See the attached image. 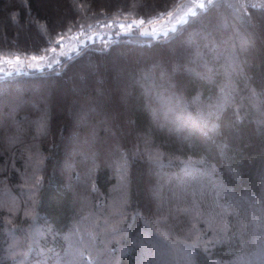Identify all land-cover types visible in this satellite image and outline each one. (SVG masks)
<instances>
[{
	"label": "trees",
	"instance_id": "1",
	"mask_svg": "<svg viewBox=\"0 0 264 264\" xmlns=\"http://www.w3.org/2000/svg\"><path fill=\"white\" fill-rule=\"evenodd\" d=\"M66 1L61 8L62 18L58 19L50 8L41 5V0H0V22L9 31L6 38L0 37V55L43 54L56 45L59 37L80 25H95L99 20L141 18L148 24L161 16H179L192 0ZM222 14L224 23L231 24L236 35L227 37L226 32H220L219 37L225 43L219 49L217 37L207 27L217 26ZM263 15L264 0H212L211 6L198 8L187 22L179 24L166 36L153 38L141 31L120 33L110 42L83 47L70 58L62 57L59 64L45 67L44 71L28 69L0 77L1 93L6 89L16 93L18 86L32 93L37 82L58 83L71 71L84 75L85 61L89 58L97 60L111 57L115 52L130 51L132 55L134 51H142L151 55L152 61L158 58L167 62L159 70L155 62L139 55L131 56V60L136 58L139 63L151 64L154 76L148 71L145 74L153 86L155 83L157 97L169 100L176 94L174 102L178 104L163 102L164 112L189 116L203 127L195 130L182 125L172 132L158 127L132 72L130 77L134 83L130 82L124 109L121 107L119 113L111 104H119L118 94L109 104L92 101L83 104L81 122L77 126L66 116L65 107L64 113L54 111H59L63 103L57 101L59 108H55L46 102L39 117L33 115L30 107L14 115L13 122L19 125V137L15 139L6 136L11 120L3 119L0 124V193L10 192L16 198L20 197L19 193L24 194L27 202L24 215L31 214L36 223L22 214L15 215L12 205L0 204V264L21 263L20 257L11 256L14 251L10 247V233L19 236L17 227L22 229L26 243L29 242L24 248L29 244L30 248L33 242L35 250L39 247L42 253L55 256L50 264L64 262L61 256L67 249L65 236L77 220L79 229L97 232L95 226L78 219L82 215L79 194H87L91 200V210H83L85 216L98 214L96 224L106 230V236L101 235V239L106 240L99 250L103 251L104 260L109 257V264H163L159 262L161 254H155L156 249L148 246L144 239L141 230L148 227L153 229V239H156L154 232H159L157 242H169L176 248L175 261L179 264H241V261L252 264L254 254H264L261 242L258 246L251 244L256 231L248 236L257 218L262 225L258 228V240L264 239V212L257 211L264 201V31L256 35L253 25L257 16ZM29 19L33 25L26 39L22 23H28ZM204 21L208 22L207 27L202 25ZM16 22L21 29H17ZM198 34L205 39V45L194 46V49L184 45L188 36ZM174 45L179 46L175 50L177 56L191 59V73L170 70L171 56L166 48ZM202 66L207 67L205 72L200 69ZM92 78L89 75L88 87L94 92L96 81ZM142 83L147 84L145 80ZM51 94V88H47V98ZM55 98L59 99V94ZM231 98L232 103H228L227 99ZM158 109L156 105L151 107L155 113ZM42 120L46 121L44 129H41ZM70 129L74 130L69 133ZM65 132L69 133L67 142L60 137ZM142 135L150 140L144 138L140 147ZM93 139L100 142L107 139V145L104 143L98 149ZM73 153L75 155L70 156ZM154 155L157 169L147 163L148 156L153 158ZM67 160L73 167L69 174L61 168ZM83 172L89 176L87 184L82 185L76 179ZM157 172L165 177L159 192L161 197L165 194L167 198L165 209L159 214L147 193V186ZM186 176L198 177L196 184H189ZM113 191L117 194L113 195ZM241 198H247L248 202L239 212L235 206ZM116 199H120V207L115 204ZM1 200L0 194L3 204ZM211 202L213 208L209 206ZM145 210L156 214V220L145 216ZM212 216L216 220H212ZM171 220L173 234L165 226ZM239 221L244 226L241 235ZM208 227L214 228V235L206 232ZM37 228L40 243L26 237ZM109 229H114V236ZM245 245L248 247L244 248ZM81 250V264L86 263L85 258L91 262L97 260L93 250ZM184 250L189 253L187 260L182 254ZM36 260L35 264L41 263Z\"/></svg>",
	"mask_w": 264,
	"mask_h": 264
},
{
	"label": "rangeland",
	"instance_id": "2",
	"mask_svg": "<svg viewBox=\"0 0 264 264\" xmlns=\"http://www.w3.org/2000/svg\"><path fill=\"white\" fill-rule=\"evenodd\" d=\"M66 0H41V5L45 6L47 8H50L53 11V14L56 15L58 17V19L62 18L61 17V13H63V10H61V8H63V5L65 3ZM103 1H107V0H103ZM67 3V1H66ZM192 3H194V0L191 1V4H189L187 6V9L184 10V12H182L179 16V18H177V21L181 20L183 21V19L187 20V17H189L192 14H195L196 9L195 7L192 5ZM31 8V7H29ZM31 12V11H29ZM174 15L171 16H167L165 18H163V16H161L159 18V20L157 21V19H155L152 23L149 22L150 25L146 26L145 29L144 27L141 28V30H135V31H143V32H149V29L151 31V29L153 28H159V27H167L169 25H175V23L177 21L174 22ZM167 18V19H166ZM181 18V19H180ZM57 20V19H56ZM121 21H123L126 24H132L134 22V20L132 19H120ZM169 20V24H164L165 21ZM176 20V19H175ZM225 21V15H220L219 16V21L217 26H212L210 25L209 27H207L206 25H208L207 21L202 22L203 26L207 27V30L214 32L215 36L217 37V41L219 43V46H217L219 49L223 48V42L222 39L219 37L220 32H226L227 37H233L235 36L236 32L234 27L231 24H227L224 23ZM238 21V20H237ZM259 21V22H258ZM264 21V15L263 16H257L256 20L254 21L253 25L256 31V35H259L260 33H262L264 31V27H262V22ZM105 23H108V27L112 26V22L111 21H106ZM16 27L17 29H21L20 23L16 22ZM23 24V30L26 36V39H28V36L31 35V26L32 24V20L29 19L28 23H22ZM132 25H136V23H133ZM149 28V29H148ZM144 29V30H143ZM75 36L72 37V39L74 40H70L67 43V48H71V49H75L76 46H79L81 44V42H79V38L81 36H87L89 35V33H91L92 31H95L96 28L94 26H91L90 23L86 24V25H80L77 28L73 29ZM104 30V29H103ZM245 30V29H244ZM108 31V30H107ZM134 31V30H133ZM8 29L6 26L3 25L2 22H0V37L3 39L4 37L6 38L8 35ZM104 32H106L104 30ZM169 32L167 31H161L160 33H158V35H168ZM200 33V32H199ZM218 33V35H217ZM78 34V35H77ZM100 35V34H99ZM13 38H16L13 36ZM17 38L18 35H17ZM259 38V36H258ZM104 42V41H103ZM205 39H203V37L201 36V34H198V36H188L185 41L183 42L185 46L194 49V46H198L201 44L205 45ZM59 44V45H58ZM57 44V50L59 51L61 49V45L60 43ZM83 46H85V43L83 44ZM216 46V45H215ZM253 45H250V47H253ZM179 46L174 45V46H170L167 47L166 50L167 52L170 54V65L169 68L171 71H176V72H185V73H191V68H190V63H191V59L190 58H185L182 57L180 58V56H177L176 53V48ZM62 51V50H61ZM61 51L57 52L56 55V60L50 59L48 61V63H46L45 67L48 68H52L53 66H55L56 64H59L61 62V58L62 57H68L64 54L61 53ZM133 55H139L141 56V58L144 59H148L149 61H151V63H156L155 67L159 70H161L165 65H167V62H163L160 61L158 58H155L154 61L151 60L152 56L147 54L146 52H142V51H134L131 55V52L129 51H121V52H115L111 57L108 58H99L97 60H93L92 58H89L85 61V65H84V75L78 74L76 71H71L67 76L63 77L61 82L58 83H54V82H37L35 83V85L33 86V88L31 89V92H28V90L25 87H21L18 86L16 87V93H14L13 89H6V91H4L3 93H1V89H0V124H2L3 119H10L12 124L11 127L9 128V132H7L6 136L7 138L12 137L11 139H15L17 138L18 135V127L19 125L17 123L13 122V117L14 115H17L19 112L23 111L25 108L30 107L31 111L34 113L33 115L38 116L42 110V108L44 107V105L46 104V102H50L53 104V107L56 106V104L58 103L57 101H59L60 103H63L64 106H60L61 109H55L56 107L59 108L58 106H56L55 108H53V110L55 112H59V113H64V107H65V113L66 116L68 118H71L73 120V122L78 126V123L81 122L80 121V117L82 115L81 112V108L83 107V104L86 103H90L92 101L94 102H100L102 103L103 101H105L106 104H109L110 101L113 100V97L118 94V103L121 104L120 108H119V104L112 103V107L114 106V110H116L118 113L121 112L120 109L121 107L124 109V105H125V94L127 93V91H129V88H131L129 85L130 82L134 83L131 79L134 78L136 80V83L139 84V86L141 87L143 94L145 95V99H146V107L149 109L150 112H152L153 115V119L155 121V123L157 124V126H161V127H165V130L167 132H172V130H178L179 128H181L182 125H186V126H190L191 129H195L198 130L199 128H203L200 125L202 124H197L195 123L189 116H185V115H176L175 113H173L172 111H167V113L164 112L163 110V102H167L168 103H176L174 102L177 98V96H174L176 94H173L171 97H169L166 99L165 97H162L161 99L159 97H157V92L155 91V83L153 86V83L150 81H148L147 79V74H145V72L149 74H151V76H154L153 74V70L151 64H147V63H140L138 62V59H134L131 60V56ZM8 57V56H7ZM19 57V56H15ZM53 57V56H52ZM181 59V60H179ZM20 64V68H22L24 66V64H30V63H34V66H38L40 65L43 66L44 63H42L41 59H32V57L30 58H25V59H21L19 57V60H17ZM178 61V64L176 66V63ZM136 65V66H133ZM52 66V67H51ZM239 66V65H238ZM200 69L202 71L205 72V70L207 69L206 66H202L200 67ZM239 69V67H238ZM131 72L134 74L132 76V78L130 77ZM195 74H199L197 72H194ZM89 75H92V79L96 81V88L94 89V92H92L89 89V85H88V80H89ZM150 76V78H151ZM111 78V81H109V79ZM143 80L146 81V85H143ZM142 81V82H141ZM157 82V80H156ZM158 83H156L157 85ZM171 86H173V89L175 87V85L171 84ZM47 88H51L52 90V94L50 97L47 98L46 95V90ZM4 94V95H3ZM59 94V99L55 98L56 95ZM53 96V98H52ZM121 96V100L119 99V97ZM158 98V99H157ZM58 99V100H57ZM124 100V101H123ZM161 100V101H158ZM232 98L231 99H227L228 103H232ZM153 105L158 106L157 112L155 113L154 110L151 111V107ZM165 106V105H164ZM41 107V108H40ZM6 109H8L9 111H7ZM40 109V110H39ZM158 115L155 116V114ZM159 118V119H158ZM29 120L26 119L25 124L28 123ZM158 121V122H157ZM163 121V122H162ZM34 122V121H32ZM26 124V125H28ZM81 124V123H80ZM79 124V125H80ZM25 125V126H26ZM76 126V127H77ZM75 127V129H76ZM206 129V128H205ZM74 129H70L69 133H71ZM204 130V129H202ZM201 132V131H200ZM69 133H63L60 135L62 140H65L66 142L69 141ZM200 134L205 135L204 132L202 131ZM5 136V137H6ZM82 138V137H80ZM144 138H149L145 135H142V137L140 136V147H143V143L142 140ZM54 140V137H53ZM55 140H56V135H55ZM81 140V139H79ZM107 140V139H106ZM105 139L102 140L101 142L99 141V139H93V143L95 144V146L99 149L100 145H107V141ZM152 140V139H151ZM10 141V140H9ZM8 141V142H9ZM111 145L113 147V143L114 140H111ZM158 141H156L157 143ZM74 144V143H73ZM76 144L73 145V147H75ZM85 145H89L87 142H85ZM72 148V147H71ZM82 150V148H81ZM109 151V150H108ZM119 149H118V153H119ZM79 153L77 150H75V153ZM75 153L71 154L70 156H74ZM143 153H147L145 151H143ZM114 155H118V154H114ZM129 155H131V152L129 151ZM117 156H115L116 158ZM170 157V155L168 156ZM115 158H112L113 161ZM155 155L153 156V158H151V156H148L147 159V163L149 166H152L154 169H157L158 166L155 164L156 160H155ZM154 159V160H153ZM117 162V161H116ZM116 169H118L117 171H119V168L117 167V165L115 166ZM62 170L69 174L70 171L73 170L72 165L69 164L68 160L65 161L62 166H61ZM207 175V174H206ZM88 173L87 172H83L81 177H78L76 179V181L82 183L83 184H87L88 181ZM187 181L190 182L189 184H196V180L198 177H189L186 176ZM153 181L151 184H149L147 186V193H148V197L151 201V203H153L154 206H156L158 208V214L161 213V211L163 209H165V203L167 204V198L165 196V194L163 195V197H161L160 195V184L163 183L165 177L162 175V173L157 172L154 173L153 175ZM165 189V188H164ZM113 195L117 194V191H113L112 192ZM2 196V203H0L1 205H4V203H8L9 205L13 206V213L16 215H20L22 214L24 216V218L27 219H31V223H36L34 217L32 218L31 214H25L24 215V208L27 206V202L25 199H23V195L19 193V198L14 197L12 194H10V192H3L0 193ZM84 196V197H83ZM81 196L80 194L78 195V197H80V203H79V207L82 205L81 207V217H79L78 219H80V221H82L83 224H91V226H95L97 228V232L95 233H91V231H87L85 230V228L81 227L82 229L78 228V220L77 222H75V224H73L71 231H69L65 238L67 239V249L65 251V253L61 256L62 260H64V262H59V264H81L83 262L79 261V255H82V250L81 248H89L90 250H93L97 255H95V260L94 262L91 261H87V258H85L86 263L85 264H109V257L107 260H104V254L103 251L101 252L99 249L101 248V243L104 244L106 238L103 237V240L101 239V235L102 236H106V230L103 229L102 226H98V224H96L97 221V215L98 214H88L85 216V210H91V200L90 198L86 195ZM117 200V199H116ZM118 202H120V199H118L115 204H117V206H121L118 204ZM248 202L247 198H241V200H239L236 203V210H238L239 212H241L245 206V204ZM125 203V202H124ZM213 202H211L209 204V206H211V208H213ZM84 206V207H83ZM27 208V207H26ZM84 210V211H83ZM108 210V209H107ZM110 210V209H109ZM260 210L261 212H264V201L262 203V207L261 209H257V211ZM237 211V212H238ZM102 213V212H99ZM153 212H150L149 210H145L144 214L145 216H147L148 218H153L154 220H156V214H152ZM202 219L205 218V216L200 215ZM206 219V218H205ZM212 220H216V218L214 216L211 217ZM212 220H208V223L213 224L214 221ZM260 220H258L257 218L254 219L253 223H252V229L251 231H249L250 233H248V236L251 237V233L253 234L256 231V236L255 239H257L258 242H256V240L254 239V241H252L251 244L255 245V243L259 244L260 243V247L264 246V239H259L258 240V228H261V224H260ZM81 223V222H80ZM171 223H173V221L171 220L170 223H166L165 226L170 230V234H173V227L171 225ZM206 223V222H205ZM207 224V223H206ZM33 226H35V224H32ZM201 225V223H200ZM208 225V224H207ZM31 227L32 230L34 229V227ZM238 227H239V231H240V235L242 234V232H244V226L241 224V222H238ZM36 228V226H35ZM195 228H198L197 226H195ZM17 234L19 233V236L14 234V233H10L11 235V244L10 247L13 249L11 250L12 252L14 251V253L11 255L13 258H21V263L20 264H35L36 262H34V259H37L36 261H39L41 263H37V264H50L51 261H53L55 259V256H51V255H47V253H42L41 251H39V247L38 250H35L34 246H32L29 248L30 244L26 247L25 245H27L29 242L26 243L25 238H23L22 234L23 232L22 229H19V227H17ZM100 229V230H98ZM81 230V231H80ZM109 231H111V235L114 236L113 232L114 229H109ZM142 233H144L143 235L145 236L144 239H146V241L148 242V246H151V248H155L156 252L155 254H158L159 257V262L163 263V264H176L177 262L176 260V248L170 244L168 242H157L160 241L159 240V232L155 233V238L153 239V235L152 232L153 229L148 227V230L146 229H142L141 230ZM99 232V233H98ZM207 233L209 234H215V230L213 227H208L207 228ZM101 233V234H100ZM162 234V233H161ZM204 234V233H203ZM246 234V233H245ZM21 236V237H20ZM205 236V235H204ZM27 239L28 240H32L35 242H38L39 238H40V230L37 228V230L35 231L34 234L30 233L27 234ZM203 237V236H202ZM217 239V237H216ZM220 240V239H218ZM118 241V240H117ZM40 243V242H38ZM40 245V244H38ZM248 247V245H245L244 248ZM27 249V250H26ZM26 250V251H25ZM175 254V255H174ZM185 256V259H188L189 253L185 252V250L182 253ZM39 255H42V257H39ZM85 257H87V254H85ZM261 258L264 259V254H254V257H252L251 259V263L252 264H264V260H261ZM174 261V262H173ZM44 262V263H43ZM179 264V263H177ZM241 264H244V261H241Z\"/></svg>",
	"mask_w": 264,
	"mask_h": 264
},
{
	"label": "bare ground",
	"instance_id": "3",
	"mask_svg": "<svg viewBox=\"0 0 264 264\" xmlns=\"http://www.w3.org/2000/svg\"><path fill=\"white\" fill-rule=\"evenodd\" d=\"M197 12V11H196ZM196 12H195V14H196ZM192 15H194V14H192ZM192 15H190V16H192ZM189 16V17H190ZM189 17H187V20H188V18ZM112 27V26H111ZM111 27H108V23H104V25H103V29L106 31V32H104V30L102 29V32L100 33V32H98V31H92L91 33H89V35H93L97 40V43H99V42H110L111 41V39H110V37L108 36V33H107V30L109 29V28H111ZM100 34V35H99ZM78 35V34H77ZM79 40V42H81V44L79 45V46H76L75 47V49H81V48H83V47H86L87 45V43H85L84 41H81L80 39H78ZM82 43L84 44L85 43V46H83L82 45ZM58 44V43H57ZM59 45V44H58ZM52 67V66H51Z\"/></svg>",
	"mask_w": 264,
	"mask_h": 264
},
{
	"label": "snow or ice",
	"instance_id": "4",
	"mask_svg": "<svg viewBox=\"0 0 264 264\" xmlns=\"http://www.w3.org/2000/svg\"><path fill=\"white\" fill-rule=\"evenodd\" d=\"M212 5V0H207V5L203 2V0H198V6L203 9L205 8L206 6H211ZM141 24L144 23L143 20L140 21ZM119 27L121 29H124L125 28V25L124 24H120ZM129 28L131 27V25L128 26ZM17 60H19V57H16ZM32 59H37V57L33 56ZM40 59H43V57H40ZM46 127V121H43L41 122V129H44Z\"/></svg>",
	"mask_w": 264,
	"mask_h": 264
}]
</instances>
